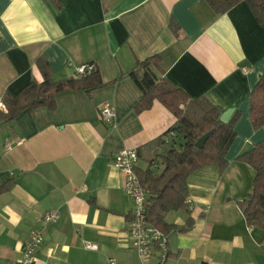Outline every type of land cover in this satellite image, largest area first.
<instances>
[{"label": "crops", "instance_id": "obj_1", "mask_svg": "<svg viewBox=\"0 0 264 264\" xmlns=\"http://www.w3.org/2000/svg\"><path fill=\"white\" fill-rule=\"evenodd\" d=\"M0 0V101L42 76L43 57L54 81L77 79L94 64L106 85L66 92L53 111H24L0 122V264H17L32 229L43 235L36 264H139L128 236L133 203L113 157L135 149L144 171L162 152L159 138L176 122L158 101L136 113L141 92L129 76L157 57L150 70L190 99L206 98L238 114L223 171L208 165L187 178L188 207L170 212L169 225L193 226L167 236L166 264H264L263 232L246 224L238 202L255 175L237 161L264 141L248 117L249 97L264 73V28L240 2L216 15L204 0ZM174 23L175 32L170 29ZM243 68H248L247 73ZM113 123L102 121L105 105ZM7 141H21L7 151ZM49 212L58 219L47 225ZM97 245L96 251L83 242Z\"/></svg>", "mask_w": 264, "mask_h": 264}, {"label": "trees", "instance_id": "obj_2", "mask_svg": "<svg viewBox=\"0 0 264 264\" xmlns=\"http://www.w3.org/2000/svg\"><path fill=\"white\" fill-rule=\"evenodd\" d=\"M50 1L60 9L58 0ZM204 1L216 15L224 14L240 2H245L258 24L264 28V0ZM170 29L175 32L173 22ZM35 65L42 81H32L15 95L5 93L1 98L5 112L0 111V122L11 123L24 111H53L56 97L62 93L82 91L89 94L106 85L96 69L77 79L54 81L50 66L43 57L37 58ZM150 66L159 72L157 57L138 63L129 74L142 95L134 111L137 114L146 111L154 101H158L175 116L176 122L159 138L162 152L150 161L144 171L136 169V174L148 191V223L166 235L172 232L186 234L193 226L191 219L183 226H176L167 224L165 217L170 212L187 209V178L192 172L208 165L218 166L221 171L225 169V154L235 138L234 126L239 115L235 114L226 124L221 123L219 118L222 111L218 107L204 97L190 99L183 91L157 77ZM248 117L254 130L264 129V73L251 91ZM170 132L175 137L166 142ZM208 132L211 134L203 147L196 148L195 142ZM237 161L248 165L255 172L251 191L238 202V206L246 224L262 230L261 242L264 244V141L242 153ZM11 185L0 187V193L8 191Z\"/></svg>", "mask_w": 264, "mask_h": 264}, {"label": "built area", "instance_id": "obj_3", "mask_svg": "<svg viewBox=\"0 0 264 264\" xmlns=\"http://www.w3.org/2000/svg\"><path fill=\"white\" fill-rule=\"evenodd\" d=\"M94 64H84L75 68V75L81 77L92 73ZM247 73L248 68H243ZM0 111L5 112V106L0 101ZM100 116L104 123H113L115 112L112 106L105 105L100 110ZM174 133L170 132L166 136V142L174 138ZM21 141H7L4 149L9 151L13 147L19 146ZM138 154L135 149H123L113 157V166L123 175V192L132 201V219L128 226V236L132 249L136 252L139 264H166L167 261V236L158 228L152 226L146 220L148 207V191L141 185L136 174ZM155 167V165H153ZM58 219V214L54 212L46 213L41 218V224L47 226ZM252 227H250L251 229ZM43 235L40 231L32 229L29 231L26 241L23 243L21 257L17 264H36V252L43 244ZM83 248L89 251H96L97 245L91 242H83ZM106 264H116L109 259Z\"/></svg>", "mask_w": 264, "mask_h": 264}, {"label": "water", "instance_id": "obj_4", "mask_svg": "<svg viewBox=\"0 0 264 264\" xmlns=\"http://www.w3.org/2000/svg\"><path fill=\"white\" fill-rule=\"evenodd\" d=\"M230 115H231V111H226V112L222 113V115L219 118L220 122L223 124L228 123L230 120ZM210 134H211V132H208L205 135H203L201 138H199L195 142V147L198 149H201L203 147L204 143L206 142V140L208 139Z\"/></svg>", "mask_w": 264, "mask_h": 264}]
</instances>
